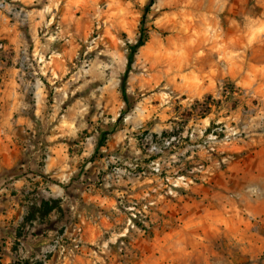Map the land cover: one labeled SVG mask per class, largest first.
<instances>
[{
    "label": "rangeland",
    "instance_id": "374dc122",
    "mask_svg": "<svg viewBox=\"0 0 264 264\" xmlns=\"http://www.w3.org/2000/svg\"><path fill=\"white\" fill-rule=\"evenodd\" d=\"M149 1L0 0L39 14L49 116L24 128H64L79 155L64 182L0 198V264H264L246 211L264 195V0H155L127 102ZM22 226L36 235L15 251Z\"/></svg>",
    "mask_w": 264,
    "mask_h": 264
},
{
    "label": "crops",
    "instance_id": "0c3cea01",
    "mask_svg": "<svg viewBox=\"0 0 264 264\" xmlns=\"http://www.w3.org/2000/svg\"><path fill=\"white\" fill-rule=\"evenodd\" d=\"M40 37L39 14L0 11L1 199L9 198L11 184H31L34 175H43L47 186L49 182H64L77 169L79 161L74 145L64 140V128H24L27 114L31 113L36 118L49 114L45 109L47 93L38 77L39 66L30 64L31 58L38 59L43 49ZM256 153L261 155L256 165L261 166L264 163V147ZM247 202L248 214L264 218L263 194L248 196ZM0 204L8 203L2 200Z\"/></svg>",
    "mask_w": 264,
    "mask_h": 264
},
{
    "label": "trees",
    "instance_id": "16d2710c",
    "mask_svg": "<svg viewBox=\"0 0 264 264\" xmlns=\"http://www.w3.org/2000/svg\"><path fill=\"white\" fill-rule=\"evenodd\" d=\"M155 0H150L145 8V13L143 15L141 26H140V35L139 38L136 40V42L130 44V51L128 56V64L126 71L123 75L122 82H121V92L123 94V97L125 101L129 102V92H128V80L131 74V71L133 69L134 62L136 60V55L139 51V49L144 46L148 40V34H147V18L149 13L151 12V8L154 5ZM42 207L47 210H52L53 205L49 201H43ZM15 235H16V241L14 244V250H18L19 245L24 242L25 244L30 243V240L33 236H35V233H29L26 232L24 229V226L19 227L15 229ZM35 257L34 253H31L28 257H24L17 253V255L14 257V261L12 264H43L39 260H32Z\"/></svg>",
    "mask_w": 264,
    "mask_h": 264
}]
</instances>
